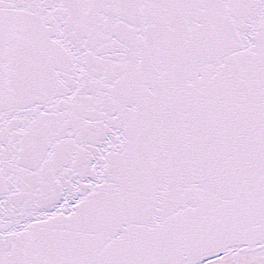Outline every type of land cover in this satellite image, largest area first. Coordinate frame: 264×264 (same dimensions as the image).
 Instances as JSON below:
<instances>
[{
    "label": "snow or ice",
    "instance_id": "obj_1",
    "mask_svg": "<svg viewBox=\"0 0 264 264\" xmlns=\"http://www.w3.org/2000/svg\"><path fill=\"white\" fill-rule=\"evenodd\" d=\"M0 264H264V0H0Z\"/></svg>",
    "mask_w": 264,
    "mask_h": 264
}]
</instances>
